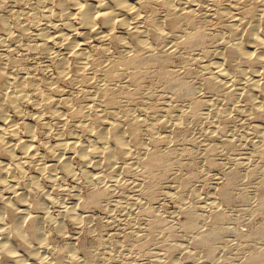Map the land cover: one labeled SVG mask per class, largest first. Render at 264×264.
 Returning <instances> with one entry per match:
<instances>
[{
  "label": "rangeland",
  "instance_id": "obj_1",
  "mask_svg": "<svg viewBox=\"0 0 264 264\" xmlns=\"http://www.w3.org/2000/svg\"><path fill=\"white\" fill-rule=\"evenodd\" d=\"M61 1L0 2V67L12 79L35 80L18 107L19 114L6 111L7 119L18 126L17 138L25 149L31 148L29 156L25 159L24 149L18 146L12 151L13 159L1 153L0 159L3 167L23 163L21 171L10 178L21 188L24 200L39 202L37 210L27 203L23 209L38 216L39 239L47 247L44 250L31 240L38 262L31 261L21 248L19 260L6 264H51L60 256L66 257L64 264L71 263V256L76 264H250L255 251H264V184L260 185L264 91L248 90L244 83L264 65L235 61L237 66L225 62L224 56L229 40L240 36L246 21L263 9L264 0H147L149 4L141 10L143 18L148 17L145 25L181 15L194 2L195 11L182 18L181 24L185 32H197L200 37L184 41L183 33L176 37L178 33L168 28L163 36L151 38L154 54H150L156 60L136 68L139 81L132 79L133 68L121 59L132 53L117 40L128 39L129 30L122 26L113 29L115 38L105 45L89 34L86 50L91 60L86 71L79 69L69 47L40 45L49 34L63 30L65 22L82 29L79 8H65ZM78 1L92 2L93 8L98 3ZM127 1L138 5L135 0ZM213 67H222L226 79L220 82L223 86L208 88L205 83L210 77L217 80ZM76 68L84 69L83 73ZM65 69L71 70L67 73ZM63 72L65 78L58 79ZM231 80L237 89L228 91L225 85ZM36 92L59 102L45 108L43 97ZM90 104L95 108L91 114L102 113V124L71 116L66 110L70 107L84 113ZM56 114L70 116L62 120ZM130 118L142 123H138V143H129L127 154L110 156L111 163L105 157L84 155L85 147L101 148L96 137L105 135L107 123L115 119L122 127V121ZM150 123L155 127L147 133ZM66 142L78 151L65 147ZM147 150L162 152V161L144 167ZM98 159L95 169L90 163ZM64 160L69 162L68 169L62 166ZM31 181L37 188L27 195ZM100 189L104 195L98 201L88 199ZM9 196L5 200L16 208V195ZM211 200L214 208L206 204ZM214 209L224 216L220 223L209 218ZM21 223L19 216L7 217L3 227ZM212 231L217 237L212 240L210 256L207 245L195 239ZM8 238L0 236V241Z\"/></svg>",
  "mask_w": 264,
  "mask_h": 264
},
{
  "label": "bare ground",
  "instance_id": "obj_2",
  "mask_svg": "<svg viewBox=\"0 0 264 264\" xmlns=\"http://www.w3.org/2000/svg\"><path fill=\"white\" fill-rule=\"evenodd\" d=\"M1 1H3V0H1ZM103 1L97 0L98 3L95 2L97 5H96V7L94 6L95 8H93L92 2H91V5H92L91 6L90 4L85 5L86 3L82 4V2L81 1L79 2L78 0H62L61 1V3H63L62 6L64 5L65 8L66 7H68V8L74 7L75 8V6H76V9L79 8L78 10L80 13L79 12L78 13L80 14V19L82 22V27H81L82 29L76 30V29H74V27L72 28L73 25H70L69 22H65V23H63L64 24L63 30L59 29L54 34H52V35L49 34L48 37H46L43 40L42 44H40V45L45 46V45H48L51 43V44H55L56 46L57 45L58 46L65 45V46L69 47L71 49L72 54L75 56L77 63H79L78 65H80L79 69L85 68V71H86V66L87 65L89 66V64H90L89 62L91 60L90 55H88L87 50H86V48L88 46L87 38H88L89 34H94V36L96 35L97 38L99 39V41H101L103 43V45H105L106 41L113 40L115 38V35H113V29H115V27H117V26L118 27L122 26L124 28H127V30H129L128 39L124 40L125 38L124 39L123 38H117V40L119 43L123 44V46L125 45L126 47L130 48L132 50V53L130 55H127V56H125V55L122 56L121 59L127 64L129 69L133 68L132 79H134V81H139V78L141 76L139 74V70H136V68H138L141 64H147L150 61H153L154 59L156 60V57H153L154 55L150 54V51L152 50L151 49L152 46L150 44L151 38L155 39L156 36L159 35V37H160L161 34H162L161 36H163V33L165 34L166 33L165 30L166 29L168 30V28L175 30V32H176L175 34L178 33L176 35V37L183 33L180 37H182V39H184V41H189L194 37L195 38L200 37V35L197 32H194V33H189L187 31L185 32V28H184L183 24H181L182 18L188 17L192 13V11L193 12L195 11L194 8H195L196 4L194 5L193 4L194 2L189 3L186 7H184L181 15L165 16V18L163 20L161 19V21H160V19L158 21H152L150 19L152 22H150V23L146 22L147 24L145 25L144 24V18L145 17L143 18V16L141 15L142 14L141 12H143L141 10H143V7H145L149 4V2L147 0H135V1H137L136 3H138V5L132 4L133 2L129 3L127 0H111L109 3H105L106 1L108 2V0H106L104 2ZM234 1L237 2V0H234ZM241 1H245V3H246L247 0H241ZM189 2H191V1H189ZM63 7H62V9L65 10ZM65 14L68 15L67 11H64V15ZM62 17H64V16H62ZM146 18H148V17H146ZM146 18H145V20H147ZM244 19H245L244 17H243V19L241 17L239 20L243 21ZM81 22H80V24H81ZM244 25H246L245 29L243 31H241L240 36L238 35L237 37L229 40V42H228L229 44L228 45L226 44L228 46L229 50H228V52L226 51V55L224 56V61L225 62H234V63H235V61H238V62H240V64L242 62L245 63V62L255 61L257 63L259 62V63H262L264 65V7L255 16L248 19L246 21V24H244ZM54 26L56 27L58 25H54ZM56 28H58V27H56ZM75 28H77V27L75 26ZM238 31L240 32V30H238ZM234 32H235V30H234ZM172 33H173V31H172ZM225 43L226 42H224V44ZM103 50H104V48L98 49V51L100 53H104ZM153 51H151V53ZM152 54H154V53H152ZM238 62H236V63H238ZM236 65L238 66L239 64H236ZM107 67H109V71H108V75H109L112 66L109 65ZM76 69H77V72H79L78 71L79 69L78 68H76ZM70 70H66V72L67 71L69 72ZM73 71H75V70H73ZM81 71L79 72L80 75H81ZM83 71H84V69H83ZM83 71H82V73H83ZM60 72H62V71H60ZM77 72H76V74H77ZM234 72H236V70ZM79 74H77V75H79ZM65 75L66 74L63 72L60 75V77L58 75V77H59L58 79H61L62 77L65 78ZM131 75L132 74L130 73V76ZM213 75H214V78L215 77L217 78V80L210 77L208 79V81L205 83L208 86V88L209 87L210 88H216L219 85L223 86L224 84L220 83L223 81V79H226V77H225L226 73L223 70V68L222 67H213ZM251 75H253L251 80L250 79L246 80L244 85H247L249 87L248 90L250 89L252 91H258V92L263 93V91H264V67H263L262 71L260 70V72H258L257 74H251ZM68 76L69 75L67 74V77ZM172 79H170V80H172ZM173 80H175V79H173ZM34 82H35V80L32 77H24L22 80L12 79L6 74L4 69H2L0 67V153L2 154V157H4L5 159H8V160L13 159L12 151L18 146L22 147L24 149V154H25L24 158L25 159L28 158L29 152L31 151V148L25 149V145L22 142H20V139L17 138V137H19L18 129H17L18 126L13 121H9L7 119L6 111L9 110V113L14 112V115L19 114L18 107L27 98V96H29L28 92L31 90ZM225 82H226V80H225ZM171 83H173L174 86L176 85V82H171ZM235 86H236L235 80H231V82H229L227 85H225V88L228 91H232V90L237 89ZM35 95L37 97H39L41 100L43 97L42 105L45 108H51V107H53V105L55 103L59 102V100H55L52 98H46L45 96H42V94H40L39 92H36ZM61 102L64 104V107L66 108V102L63 100H61ZM262 104H263V102H262ZM251 105L253 107V105H254L253 101H252ZM86 109L87 110L84 113L82 111L76 109V108L71 109L69 107L66 110L70 111L69 114H71V116L79 115V117L80 116L89 117L90 120H92L93 122L102 124V122H103L102 113L97 114L95 111V113L91 114L92 113L91 111L95 109V108H93V105H91V104L88 105V107H86ZM10 110H11V112H10ZM68 115H66V116H68ZM66 116H64V117H66ZM55 117L62 119V120H67V117L64 118L61 114H56ZM131 118L130 119H124L122 121V127L119 125L117 120L115 121V119H112V121H110L109 124L108 123L106 124V126H108V129H106L107 131H106L105 135L104 136H98L97 135V137H96V140L102 144L101 148H97L95 146L94 147L91 146V147H87V148L85 147L83 149L84 155H86L87 157H98L101 159L105 157L106 160L108 162H110V161H112L111 160L112 158H110V156L112 157V155L114 156V155L125 154V153L127 154L128 150L130 149V148H128L129 143H132V144L138 143V138L141 134V127H140V124H138V123H142V122H138V120L134 121L133 119L135 117L133 119H131ZM139 121H140V119H139ZM124 122H125V125L123 124ZM123 125L126 127V129H123L124 128ZM154 127H155V125L153 123L147 124V133H150ZM82 128L84 131L88 130L86 126H82ZM121 128H122V131H121ZM123 131L126 132V136L125 135L123 136V134H122ZM27 133H28V136L30 137L31 134L29 132H27ZM127 133H128V135H127ZM107 139L111 143L109 146L106 145V143H108ZM11 140H15V142L8 143ZM63 145L65 147L67 146L68 149H70L71 151L73 150V152L74 151L76 152L79 149L77 146H72L67 142ZM148 150H150V149H148ZM148 150L145 152L146 153L145 157L142 158L143 159L142 163H143L144 167H146V168L151 167V166H155L156 164H159L162 161V157H163V154H161L162 152L159 153V152H153V151H148ZM151 150H153V149H151ZM142 153H144V152H142ZM262 155H263V153H262ZM84 158H85V156H84ZM98 160L95 161L94 163H90L94 166L93 168H95V169L99 165L100 160L99 161ZM103 160L106 161L105 159H103ZM64 161H65V163H63L62 166L65 169H68L69 162H66L68 160H64ZM23 162L25 163V161H23ZM103 162H102L101 166L105 164ZM22 167H23V163L19 164L17 162H12L10 167H3L2 161L0 159V236H9L8 239L0 241V264H6V262H8V261H12V262L14 260L18 261L19 260L18 250L21 248L25 250V252L29 256L30 260L31 261L34 260V262H35V261H37V257L35 256V254L33 252V247L30 246L31 244H29V242L31 240L37 241L38 245H41L40 247H42V248H43L42 245L44 244L43 238L39 239L41 237V232L39 231V227H38L39 226L38 216L35 214L29 215L28 212H24V209H23V207H26V203H27V205L30 207L31 210H37L39 208V202L35 201L33 199H30V198H28V200H24L22 197L21 188L19 187V185H17L15 182H13L12 179L10 178L13 173L20 172ZM104 167H106V166H104ZM34 181H31L29 183V186H28L27 191H26L27 195H29L30 192L36 190L37 183H35L36 181L35 182ZM261 182H262V184H264V173H263V178L260 181V185H261ZM107 186H108V184H107ZM97 190L94 191L92 194H89L90 196L88 199H90L91 201H98V199H100V197H102L104 195L103 194L104 190L100 189L102 192L97 191ZM13 193L16 195V198L14 200V202L16 201V208L11 203L7 202V200H5V199H9V197L12 196V195L9 196V194H13ZM206 204L209 206H213L212 208L215 207V202L212 200L209 202L206 201ZM217 209L216 210L214 209V212L212 213L211 217H209V218H211L212 222H214V223H217V222L220 223L224 219V216L220 212H218ZM16 216H19L22 218V223L20 225H10L6 228L3 227L5 224V219L7 217H9V219H13ZM24 218H26V219L24 220ZM214 225H216V224H214ZM215 227L216 226H214V229H215ZM218 228H219V224H218ZM208 233L209 232L206 233L207 235H205V234L203 236L201 235V237L198 238V240L195 239V242L197 241L198 243L205 244L203 246L207 245L208 250L206 252H208V254L211 256V254H212L211 243H212V240L217 237L216 236L217 234H215L213 231L209 234ZM46 239H47V237H46ZM45 248H47V247H45ZM45 248H43V249L45 250ZM255 252L256 253H254L250 257L248 262L250 264H264V251H262V250L258 251L257 250ZM205 256H206V253H205ZM65 259H66V257L63 259L62 256H60L59 258H57L55 260L54 263H51V264H64ZM73 259L74 258L71 256V257H69V261L71 263L68 260H66V261H68L70 264H76L75 260H73Z\"/></svg>",
  "mask_w": 264,
  "mask_h": 264
}]
</instances>
